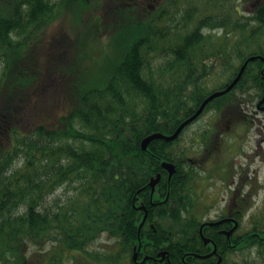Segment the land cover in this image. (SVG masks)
Returning a JSON list of instances; mask_svg holds the SVG:
<instances>
[{
    "label": "trees",
    "instance_id": "trees-1",
    "mask_svg": "<svg viewBox=\"0 0 264 264\" xmlns=\"http://www.w3.org/2000/svg\"><path fill=\"white\" fill-rule=\"evenodd\" d=\"M144 7L141 0H0V264H136L135 252L141 259L170 249L177 256L159 264H175L182 255L192 260L198 245L202 264L219 257V264H257L254 250L264 264V207L237 218L229 237L222 230L230 222L202 226L183 133L140 146L152 133H173L248 56L264 58V42L238 43L234 60L220 58L227 75L211 80L206 72L215 63L207 64L199 45L165 40L167 9L141 16ZM93 9L96 36L115 35L127 23L141 32L100 87L83 88L76 46ZM55 23L61 26L50 33ZM187 46L194 50L186 53ZM263 92L264 60L256 58L206 110L219 114ZM163 161L176 167L170 181ZM102 237L108 246L96 247Z\"/></svg>",
    "mask_w": 264,
    "mask_h": 264
},
{
    "label": "flooded vegetation",
    "instance_id": "flooded-vegetation-1",
    "mask_svg": "<svg viewBox=\"0 0 264 264\" xmlns=\"http://www.w3.org/2000/svg\"><path fill=\"white\" fill-rule=\"evenodd\" d=\"M141 4L149 7V10L144 7L143 10L139 11L141 16H145L147 12L153 13L157 12V10L162 11V7L167 9L166 13H168V15L164 18L166 21L165 29L167 33L165 40L171 41L172 43L176 42V44L179 43L181 47V44L189 43L199 45L196 46V48L200 47L204 51L202 52L204 53L203 58L207 59V64L211 66L212 61L215 63V67L209 68L206 72L210 79L221 76L222 66L220 58H226L228 61L229 59H235L236 45L238 43L244 44L254 41V43L258 44L264 41V0H141ZM206 7L208 8L206 9ZM184 18L185 21L182 23V19ZM207 18L215 22V29L218 30L216 34L203 35L204 30L207 31L209 29L208 26H210L203 22V20ZM185 49H187L185 51L188 53V51H191L192 49L194 50V47L187 46ZM192 54L194 55L195 53L190 52L189 55ZM234 66V63L229 62V68ZM223 67L225 68V65H223ZM230 72H233L231 71V68ZM223 74H227L225 69ZM183 75V81L188 83L187 69L184 70ZM259 101L260 99L257 101L246 99L242 107L245 109L246 114H244L243 117L237 116L236 118L242 119L234 123L233 120H228L225 123L226 130H228L229 133H233L232 130H234L238 124H243L246 126L244 129L246 134H249L251 130H259L261 128V123L263 124L262 129H264V120H259V125H257L258 127L256 128H254L255 124H253V121L251 120V118L254 117L253 113L255 114L258 111L264 112V102L259 104ZM254 106L257 111H251V113L248 112L250 108ZM221 113L222 112L217 114L216 111L210 110L208 116V119H210L209 121L207 119L206 127L201 129L198 128L191 136L193 138L195 137L193 143L197 144L196 157H187V159L191 164L197 166V168L198 160H203L206 156L215 157L217 155V151H214L215 148L222 144L225 146L228 145L227 141L222 136L225 130L222 132V129L219 126L216 127L211 124L212 120L214 123L219 121ZM204 133L207 134V138L202 140L200 135ZM219 135H221V137ZM187 149L189 150L188 153L193 151V148L191 149L190 146H188ZM247 171V168L240 169L237 180H234V175L233 178L231 177V179L228 180L227 184L230 188L229 195L220 200L223 202V207L220 208L219 214L212 218L210 216L211 209L215 208L216 204L212 205L213 202H204L198 210V216H201L204 221L225 219L230 223H232L231 219L236 220L237 218L243 217L245 214V206L247 205V202H249L252 193V186L253 188L259 186L258 182L252 184V182L249 181ZM244 186H247L248 191H243V189H241ZM152 200H156V198H152ZM216 203H218V201ZM215 246L216 245L210 242L209 247L211 251L214 248L216 251ZM202 249L203 245H198L196 247L197 251H191L192 256L197 259L193 258L192 260L185 261L183 259L184 255H182V260L184 261L180 260L175 264H202V257H204L205 254L201 252ZM165 252L166 253L162 259L158 253L155 254L153 259L155 264L162 263L163 260L166 258L168 259L171 256H173V258L177 256V254L174 253V250L170 249ZM213 253L215 254V252ZM166 263L171 264L170 262ZM219 263L220 261L217 259L216 264Z\"/></svg>",
    "mask_w": 264,
    "mask_h": 264
},
{
    "label": "rangeland",
    "instance_id": "rangeland-1",
    "mask_svg": "<svg viewBox=\"0 0 264 264\" xmlns=\"http://www.w3.org/2000/svg\"><path fill=\"white\" fill-rule=\"evenodd\" d=\"M96 20L97 14L93 9V11H89L87 19L84 22L85 24H83V34L85 36L78 40L76 46L78 50L76 58L79 60L75 64V68L80 72L79 74L83 82V88L100 87V84H103L105 75L109 73L110 69L115 64L114 62L120 59L127 41L141 32V28H138V30L131 28L132 23H127L125 27L115 35L96 36ZM60 26V24L55 23L49 29V32H57ZM68 28L69 24L68 26L63 27L62 30L66 31ZM43 56L45 57L46 54ZM241 108L242 107H239V105L236 104L230 105V107H228L219 118L217 123H214L213 120L211 121V124L216 127L219 126L222 129V132L225 130L222 136L225 138L228 145L225 146L222 144L215 148L214 151H217L215 157L206 156L203 160H198L197 164L199 169L195 166L194 171L196 174L190 179V187L193 188L196 193L197 203L195 206H197V210L201 208L204 202H213L212 205L216 204V207L211 209L210 216L212 218L219 214L220 208L223 207V202L220 200L229 195L230 188L227 184L228 180L231 177L233 178V175L234 180H237L240 169L243 168L249 169V174H247V176L249 179L253 180L252 184L258 182V184L260 183L261 185V188L257 191V195L254 197L253 203H251L252 207L247 214L250 215L255 211H261L264 207L263 124H260L261 128L259 130H251L249 134H246L244 130L246 126L243 124H238L235 129L232 130L233 133H229L225 126V123L228 120H233L234 123L242 119L236 118L237 116L243 117V115L246 114L245 109ZM251 111H257L255 106L250 108L248 112L251 113ZM253 115L254 117H252L251 120L253 121V124H255L254 128H256L258 127L257 125H259V120H264V112L258 111L255 114L253 113ZM208 116L209 115L202 116L199 122L195 123L184 132L185 136L181 143L190 146V138L192 134L198 128L201 129L206 127ZM219 136L221 137V135ZM229 143L232 144L231 147L229 146ZM227 147L229 149H227ZM254 175H257L258 177H254ZM217 201L218 203H216ZM106 243L108 242L102 237L100 240L96 241L94 245L96 247L102 246V248H105L108 246ZM251 259L257 261V264H263L258 259L255 250L251 254Z\"/></svg>",
    "mask_w": 264,
    "mask_h": 264
},
{
    "label": "water",
    "instance_id": "water-1",
    "mask_svg": "<svg viewBox=\"0 0 264 264\" xmlns=\"http://www.w3.org/2000/svg\"><path fill=\"white\" fill-rule=\"evenodd\" d=\"M254 58H256V56H252L250 58H248V60H253ZM260 59H263V57L259 56ZM248 60L244 63V65L241 67L240 69V72L238 73V75L236 76V78L223 90L221 91H216V92H213L211 95H209L205 100H203L202 104L200 105V107L198 108V110L191 116L189 117L188 119H186L185 121L181 122V124L177 127V129L175 130L174 133H172L171 135H165V134H161L160 132H157V133H152L150 135H148L147 137H145L142 142H141V148L142 149H146L147 148V144H149V142L153 139H164V140H167V141H170V140H173L175 139L177 136H178V133L184 128L185 125L188 124V122L190 123V121H192L193 119H195L204 109V107L206 106V104L212 100L213 98L217 97V96H220L226 92H228V90L230 91L231 88H233V86L237 83L239 77L241 76ZM264 101V96L262 97L261 101L260 102H263ZM162 166L169 172V175L168 176H171L174 171H175V167L174 165H172V163H169V162H166V161H163L162 162ZM159 179V176H157L155 179H152L150 181V187H152V189H154L153 186H155V184L157 183ZM146 214L144 215V217L142 218L143 221H144V218H145ZM236 224V223H235ZM236 226V225H235ZM234 226V227H235ZM137 258V254L134 255L133 259L136 260Z\"/></svg>",
    "mask_w": 264,
    "mask_h": 264
}]
</instances>
